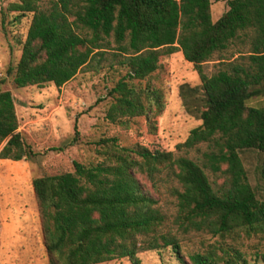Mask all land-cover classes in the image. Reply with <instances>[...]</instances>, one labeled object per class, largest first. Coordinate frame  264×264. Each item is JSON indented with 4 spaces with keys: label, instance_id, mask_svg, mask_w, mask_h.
Returning a JSON list of instances; mask_svg holds the SVG:
<instances>
[{
    "label": "trees",
    "instance_id": "trees-1",
    "mask_svg": "<svg viewBox=\"0 0 264 264\" xmlns=\"http://www.w3.org/2000/svg\"><path fill=\"white\" fill-rule=\"evenodd\" d=\"M38 1L7 7L17 19L31 13L19 57L8 69L17 88L59 87L79 70L96 72L110 60L108 67L122 73L106 91L105 119L126 127L143 116L154 130L163 108L159 88L150 83L159 56L180 51L199 80L178 86L184 108L199 123L174 150L100 138L102 160H73L71 171L32 178L44 264L120 258L140 264L138 252L165 247L180 264H246L243 241L264 238V107L245 106L264 88V0H226L214 21L210 0H54L44 9ZM235 41L245 42V50L225 57ZM210 60L216 68L206 74L202 65ZM17 128L11 94L0 90V159L28 156ZM247 151L258 157V195L240 156ZM160 186L173 198L169 217L157 205ZM192 233L213 240L184 255L180 238ZM258 257L264 264V250Z\"/></svg>",
    "mask_w": 264,
    "mask_h": 264
},
{
    "label": "rangeland",
    "instance_id": "rangeland-1",
    "mask_svg": "<svg viewBox=\"0 0 264 264\" xmlns=\"http://www.w3.org/2000/svg\"><path fill=\"white\" fill-rule=\"evenodd\" d=\"M16 0H0V90H8L14 104L18 130L29 149L25 159L12 161L0 159V264H44V251L38 214L31 188L32 178L72 170V161L89 165L102 160L97 153L100 138L116 137L120 145H142L150 150H174V145L184 140L190 128L199 120L188 113L178 96V86L199 84L191 64L182 58L180 51L158 58L156 76L150 83L159 88L163 108L154 117V130H149L143 116L128 120L122 127L105 119L109 105L106 91L122 73L110 60L103 62L98 71L79 70L59 87L45 83L17 88L11 82L12 69L20 54V42L24 39L31 13L16 18V12L8 10ZM54 0H39L40 8H47ZM226 0H210L212 21L226 8ZM111 40V38H109ZM114 43L110 41V58ZM245 42L235 41L225 50V57H235L237 50H245ZM214 60L203 63V70L210 74ZM136 87L144 81L134 80ZM245 106L264 107V88L245 100ZM74 124L75 130L74 132ZM191 154V152L189 153ZM249 182L258 195L261 185L257 179V154L240 153ZM147 185L150 184L146 181ZM157 205L169 217L173 212V198L162 186L156 193ZM213 237L192 233L181 237L180 251L199 250ZM239 249L246 264H263L258 257L264 250V238L251 236ZM140 264H180L168 247L160 250L138 252ZM101 264H130L128 259H112Z\"/></svg>",
    "mask_w": 264,
    "mask_h": 264
}]
</instances>
